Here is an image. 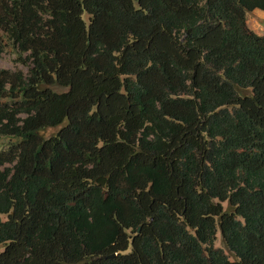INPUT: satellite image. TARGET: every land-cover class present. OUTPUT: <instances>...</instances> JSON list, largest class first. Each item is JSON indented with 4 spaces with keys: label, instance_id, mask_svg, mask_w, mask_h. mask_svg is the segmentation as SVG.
I'll return each mask as SVG.
<instances>
[{
    "label": "trees",
    "instance_id": "16d2710c",
    "mask_svg": "<svg viewBox=\"0 0 264 264\" xmlns=\"http://www.w3.org/2000/svg\"><path fill=\"white\" fill-rule=\"evenodd\" d=\"M255 10L0 0V264H264Z\"/></svg>",
    "mask_w": 264,
    "mask_h": 264
},
{
    "label": "rangeland",
    "instance_id": "374dc122",
    "mask_svg": "<svg viewBox=\"0 0 264 264\" xmlns=\"http://www.w3.org/2000/svg\"><path fill=\"white\" fill-rule=\"evenodd\" d=\"M84 19L88 22V15H84ZM248 26L252 31L260 36H264V11L255 10L247 14ZM25 58V57H24ZM23 59V58H22ZM20 56L16 53L15 50L12 48H7V50L0 56V68L1 69H8L13 71H23L25 74L28 72V66L23 63V60ZM60 128H49L44 131L42 134L45 137H50L56 134ZM11 141L9 139H0V152L6 150ZM2 169V168H1ZM225 209L227 208V204H224ZM4 218V217H3ZM216 248H220L223 252L229 257L230 261H235L234 255L229 252L226 248L221 233L218 232L217 241L215 243ZM2 250V249H1Z\"/></svg>",
    "mask_w": 264,
    "mask_h": 264
},
{
    "label": "water",
    "instance_id": "95a60500",
    "mask_svg": "<svg viewBox=\"0 0 264 264\" xmlns=\"http://www.w3.org/2000/svg\"><path fill=\"white\" fill-rule=\"evenodd\" d=\"M115 255L111 256L110 258H114Z\"/></svg>",
    "mask_w": 264,
    "mask_h": 264
}]
</instances>
